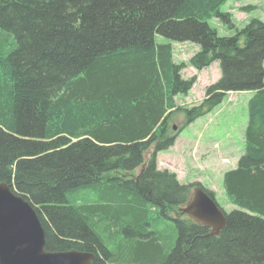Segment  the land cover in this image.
Returning a JSON list of instances; mask_svg holds the SVG:
<instances>
[{"label":"trees","instance_id":"obj_1","mask_svg":"<svg viewBox=\"0 0 264 264\" xmlns=\"http://www.w3.org/2000/svg\"><path fill=\"white\" fill-rule=\"evenodd\" d=\"M226 1L0 0V182L35 210L45 250L92 253L91 264H264V22L237 27ZM212 17L234 34L219 36ZM171 42L199 47L197 71L219 63L190 108L175 97L196 76H182ZM243 91L245 147L222 177L236 208L219 206L226 225L212 236L178 209L197 186L214 192L156 156Z\"/></svg>","mask_w":264,"mask_h":264},{"label":"rangeland","instance_id":"obj_2","mask_svg":"<svg viewBox=\"0 0 264 264\" xmlns=\"http://www.w3.org/2000/svg\"><path fill=\"white\" fill-rule=\"evenodd\" d=\"M221 12L230 13L237 27L245 26L252 18L264 22V0H227L220 6ZM219 36H232L234 31L219 19L207 20ZM156 43L169 42L166 38L155 34ZM173 43V59L176 63H184L181 71L185 78L196 76V82L187 94H178L176 104L179 107L197 105L204 96L207 85L220 77L219 63L213 62L206 68L197 71L189 60L199 47L189 42ZM242 43V41H241ZM264 66V64H263ZM252 92H228L222 102L211 112L196 119L178 132L175 144L157 154V165L160 169L173 171L180 183L200 182L214 191V198L225 212L233 208L222 189L224 172L234 168L237 159L244 149V129L247 122V101ZM182 111L169 119L170 130L184 124ZM238 150V153H237ZM151 150L146 153L148 158ZM140 167L135 170V174Z\"/></svg>","mask_w":264,"mask_h":264},{"label":"water","instance_id":"obj_3","mask_svg":"<svg viewBox=\"0 0 264 264\" xmlns=\"http://www.w3.org/2000/svg\"><path fill=\"white\" fill-rule=\"evenodd\" d=\"M175 129V127H174ZM217 236L226 218L213 197L195 187L178 209ZM94 255L77 250H45V231L33 207L0 182V264H91Z\"/></svg>","mask_w":264,"mask_h":264},{"label":"crops","instance_id":"obj_4","mask_svg":"<svg viewBox=\"0 0 264 264\" xmlns=\"http://www.w3.org/2000/svg\"><path fill=\"white\" fill-rule=\"evenodd\" d=\"M173 43H171V45H172ZM173 47V46H172Z\"/></svg>","mask_w":264,"mask_h":264}]
</instances>
